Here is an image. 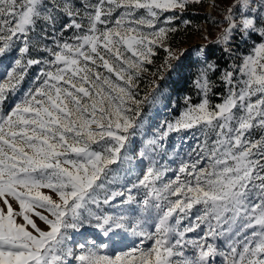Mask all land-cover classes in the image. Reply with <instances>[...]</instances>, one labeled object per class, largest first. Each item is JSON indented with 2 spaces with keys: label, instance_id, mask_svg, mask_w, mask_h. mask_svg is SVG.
Instances as JSON below:
<instances>
[{
  "label": "snow or ice",
  "instance_id": "1",
  "mask_svg": "<svg viewBox=\"0 0 264 264\" xmlns=\"http://www.w3.org/2000/svg\"><path fill=\"white\" fill-rule=\"evenodd\" d=\"M202 2L0 0V264H264V0H217L215 49H175Z\"/></svg>",
  "mask_w": 264,
  "mask_h": 264
},
{
  "label": "rangeland",
  "instance_id": "2",
  "mask_svg": "<svg viewBox=\"0 0 264 264\" xmlns=\"http://www.w3.org/2000/svg\"><path fill=\"white\" fill-rule=\"evenodd\" d=\"M212 4L213 0H210L204 8V11L207 14H210L212 12ZM213 16L217 19L221 18L217 14H214ZM202 27L204 28V30H208L207 28H205V25H203ZM218 31V28H211L209 29V34L203 31L202 36L192 35L185 40V43L181 44L175 49H185L191 47L192 45H205L204 43L206 40L204 39V37L207 36L208 39H214ZM215 54L218 55L219 51L215 50ZM157 63H159V60L157 61ZM31 74L32 72H30V75ZM25 83L27 84V80ZM141 89L145 90V85L143 83L141 84ZM163 91L165 93V97H167V95H171L172 100H168L167 98H165L163 100H160L155 105H146L144 108L145 123L139 130L134 142L140 151L144 150V145L147 143V140L150 139L156 133L157 126L160 125L166 119H173L177 114V109L170 107V105L176 103L178 100L175 93V86L170 83L169 86ZM180 95H183V93H180ZM164 144L165 147L163 149V152L160 156H157V160L164 167H171L173 169L177 167L179 159L187 158L189 152H191L192 149L195 147V141L191 139L184 141L180 134L175 133L170 135L166 139V141H164ZM164 153H166V155ZM138 164L139 159H135L132 161L131 167L133 169H136ZM144 164H147L146 160L144 161ZM171 176L172 172H168L166 178Z\"/></svg>",
  "mask_w": 264,
  "mask_h": 264
},
{
  "label": "trees",
  "instance_id": "3",
  "mask_svg": "<svg viewBox=\"0 0 264 264\" xmlns=\"http://www.w3.org/2000/svg\"><path fill=\"white\" fill-rule=\"evenodd\" d=\"M210 0H203L202 2V6H197L196 9H190L189 13H187L186 15H190L193 19V26L191 29H189L188 31H180L179 33L175 34L173 36V47L177 48L178 46H180L181 44L185 43V40L192 36H202V32L205 31L207 34H209V29L211 28H215L212 25V20H205L204 17L206 16H211L213 19H217L216 17H214V14L219 15L220 13V7H212V12L210 14H207L204 11V8L206 7V5L209 3ZM217 3V0H213V4ZM212 4V5H213ZM220 16V15H219ZM218 20V19H217ZM203 25H205V28H207L208 30H204V28L202 27ZM197 26H198V30H197ZM212 37V36H211ZM214 39H207L205 41V45H207L208 47L215 49V46L212 44V41ZM220 55V53L218 55L215 54L216 57H218ZM221 63H223V61H221ZM181 87H185V86H181ZM190 91V88L187 89ZM183 93V92H181Z\"/></svg>",
  "mask_w": 264,
  "mask_h": 264
}]
</instances>
